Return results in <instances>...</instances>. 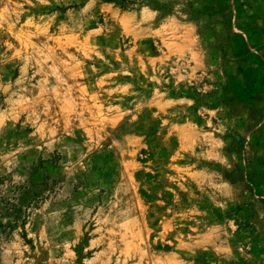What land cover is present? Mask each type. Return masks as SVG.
<instances>
[{
	"label": "rangeland",
	"instance_id": "rangeland-1",
	"mask_svg": "<svg viewBox=\"0 0 264 264\" xmlns=\"http://www.w3.org/2000/svg\"><path fill=\"white\" fill-rule=\"evenodd\" d=\"M0 264H264V0H0Z\"/></svg>",
	"mask_w": 264,
	"mask_h": 264
},
{
	"label": "trees",
	"instance_id": "trees-1",
	"mask_svg": "<svg viewBox=\"0 0 264 264\" xmlns=\"http://www.w3.org/2000/svg\"><path fill=\"white\" fill-rule=\"evenodd\" d=\"M161 7H162V6H158V5L156 6V8H158V9H161Z\"/></svg>",
	"mask_w": 264,
	"mask_h": 264
}]
</instances>
